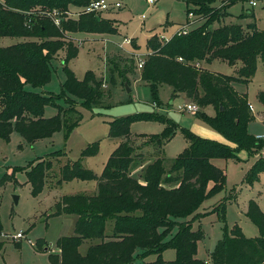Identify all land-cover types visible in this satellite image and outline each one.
Instances as JSON below:
<instances>
[{
  "label": "trees",
  "instance_id": "1",
  "mask_svg": "<svg viewBox=\"0 0 264 264\" xmlns=\"http://www.w3.org/2000/svg\"><path fill=\"white\" fill-rule=\"evenodd\" d=\"M91 1L0 0V37L33 39L0 47V139L8 141L13 132L29 144L50 138L59 131L67 137L78 125L81 115L75 108L64 109L59 100L69 104L76 103L74 99H77L81 107L90 111L103 103L93 75L89 73L80 81L67 67L79 52L68 34L114 35L118 32L115 21L98 19L93 13L81 12L76 18L69 16V7L82 9ZM181 1L186 5V15L193 13L196 20H204L203 24L163 42L156 34L152 35L145 44L148 54L139 73L140 80L149 84L154 99L158 85L169 86L172 97L183 95L199 108L196 112L199 118L230 145L201 138L158 115L135 114L110 121L109 137L121 143L100 175L84 169L80 160L66 163L60 170L57 184L95 181L97 191L93 196H63L56 202L53 216L73 215L76 219L74 234L56 241L58 253L49 255L52 264H130L135 255L144 259L151 254L157 256L156 260L143 264H264V213L255 200L248 201L245 215L256 226L258 236L247 238L238 227L229 230L224 225L208 261L196 258L197 243L204 237L201 230L193 231L191 220L177 221L194 219V213L206 199L224 190L225 172L215 167L212 160H239L237 155L241 151L252 157L264 148V142L247 131L253 116L246 95L232 87V83H246L255 75L258 59L264 68V32L256 30L254 24L247 31L237 24L210 28L221 20L223 9L235 0L219 8L211 7V0ZM54 12L61 15L57 26L51 15ZM131 44L134 45L132 40ZM61 50H65L62 68L65 81L61 93L41 95L26 90V85L39 88L50 82V62ZM178 58L183 62H178ZM214 59L240 63L236 77L200 67L202 62ZM110 79L112 82L113 76ZM154 99L152 103L158 105ZM257 100L264 107V91L257 94ZM46 106L56 108L57 114L44 118ZM208 106L214 109L213 117L200 113ZM71 113H75L74 120L68 117ZM140 120H153L164 126L161 134L147 137L146 142L158 147L160 153L177 130L184 136L187 147L168 170L163 166L164 159L159 157L144 166L139 176L131 174V167L136 163L142 165L143 160V155L129 144L130 125ZM97 153L95 142L82 151L80 158ZM59 155L56 152L53 157ZM51 167L49 160L38 159L25 171L33 196L42 191ZM262 172L264 157L260 156L246 172L244 182L252 185ZM216 210L224 219L225 203H220ZM107 222L112 223L109 235H105ZM174 228L177 231L166 240ZM87 240L96 242L81 255L79 248ZM165 250H174L175 258L164 261L161 253Z\"/></svg>",
  "mask_w": 264,
  "mask_h": 264
},
{
  "label": "rangeland",
  "instance_id": "2",
  "mask_svg": "<svg viewBox=\"0 0 264 264\" xmlns=\"http://www.w3.org/2000/svg\"><path fill=\"white\" fill-rule=\"evenodd\" d=\"M109 3L119 2L121 8L109 9L104 12L93 13L96 18L115 21L117 34H68L70 41L78 47V55L71 59L67 67L75 77L82 81L87 74L93 75L94 84L103 95V103L86 110L76 103L58 104L64 109L75 108L81 115L78 125L65 137L63 131L54 133L50 138L36 140L29 144L13 132L8 141L0 139V233L14 235L22 232L24 237L17 242L11 239H0V264H52L50 254H57L56 241L65 236L74 234L75 216H53L54 206L63 196L96 194L95 181L72 180L57 184L60 179V170L66 163L80 160L81 166L100 175L103 167L112 152L121 143V140L109 137L108 123L116 118L135 114H153L171 119L180 128L190 131L204 139L218 136L219 143L230 145L219 133L214 131L199 114H191L182 108L188 101L183 95L172 97V89L167 85L157 86V95L154 99L150 94L149 84L140 80V70L137 69V60L144 61L147 57L146 41L154 34L160 38L170 39L181 25L187 22L186 5L181 0H156L148 5L145 0H107ZM230 0H211V7L219 8L228 5ZM82 9L69 7V16L76 18ZM60 13V12H59ZM56 12L52 15L61 20ZM221 20L214 22L211 29L223 25L237 24L243 30L255 25L256 30L264 32V0H258L255 7L248 5L247 0H235L221 12ZM204 20H196L187 26V31L199 27ZM167 24V25H165ZM132 40L133 44H124V39ZM159 38V39H160ZM33 39H19L0 37V47H7ZM162 42L163 39H160ZM65 50H61L50 62L51 79L42 87L33 88L26 85L25 89L41 95H58L62 91L65 81L63 59ZM200 66L211 72L236 77L240 63L229 64L226 61L214 59L209 63L202 62ZM110 76H113L111 82ZM92 85V83L90 82ZM125 85L130 92H126ZM234 91L246 95L247 102L253 116L248 124L247 131L253 135H264V107L258 102L257 94L264 91V68L261 60H257L255 75L246 83H232ZM153 99L158 105L153 106ZM70 109V108H69ZM207 117H213L214 109L208 106L200 111ZM57 114L52 106L44 108V118ZM74 120L75 113L68 114ZM162 123L153 120L134 121L130 125L129 144L142 154L141 163L131 167V174L137 177L147 164L161 157L163 166L169 169L174 159L187 147L182 133L177 130L163 145L162 151L152 143H146L147 137L159 135L163 132ZM98 143V153L93 157L80 158L82 151L92 143ZM264 142V141H263ZM59 152L58 157L53 154ZM246 155V156H245ZM239 160L215 159L212 164L224 170L226 185L222 192L206 199L194 213V219L179 218L178 222L191 220L192 230L198 228L203 239L197 243L196 258L208 261L209 255L216 242L221 238L223 226L230 230L239 228L247 238L258 236L256 226L245 215L249 200H255L264 213V172L257 180L249 185L244 182V176L249 170L251 158L241 151ZM263 157V156H262ZM249 158V159H248ZM38 159L51 162V170L47 173L42 191L37 195L31 194V187L27 182L25 171ZM248 159L246 162H244ZM249 164H245V163ZM140 165V166H139ZM16 198V202H15ZM224 202L225 215L216 207ZM177 231L176 228L166 238L168 240ZM112 232V223L107 222L105 235ZM96 241L87 240L82 243L79 253L84 255L90 244ZM156 255L151 254L144 259L136 258L130 264H143L155 261ZM164 261L175 258L174 250H165L161 253Z\"/></svg>",
  "mask_w": 264,
  "mask_h": 264
},
{
  "label": "built area",
  "instance_id": "3",
  "mask_svg": "<svg viewBox=\"0 0 264 264\" xmlns=\"http://www.w3.org/2000/svg\"><path fill=\"white\" fill-rule=\"evenodd\" d=\"M146 3L148 5H153L156 0H145ZM258 0H247L248 5L251 7H255L256 6V2ZM121 8V4L119 2H115V3H109L107 0H92L90 2V4L85 7L82 8V10L80 11V13H96V12H104L106 10L109 9H119ZM51 15H56V12L52 13ZM74 16V15H72ZM76 16V15H75ZM53 22L54 24L57 26L59 25V20H57L56 18H54L52 16ZM196 21V16L193 15V13H189L187 15V22L185 24H183L178 30L177 32L174 33L175 34H180V35H185L188 31H187V26L193 24ZM160 38V37H159ZM163 39L164 41H167L168 39H164V38H160ZM124 44H131V40L125 38L123 41ZM178 62H183L182 58H178L177 59ZM144 61H141L140 59L137 60V69L141 70L143 67ZM196 68H199V64H195L194 65ZM153 106H155V103H152ZM183 111L189 112L191 114H195L196 112H198L199 108L193 104V103H189L186 104L185 106H183L182 108ZM255 139L258 141H264V135H256ZM24 237V234L22 232H17L14 235H7L4 233H0V239H11L14 242H17L19 239H22Z\"/></svg>",
  "mask_w": 264,
  "mask_h": 264
},
{
  "label": "crops",
  "instance_id": "4",
  "mask_svg": "<svg viewBox=\"0 0 264 264\" xmlns=\"http://www.w3.org/2000/svg\"><path fill=\"white\" fill-rule=\"evenodd\" d=\"M72 35H75V34H72ZM201 67V66H200ZM191 103V102H190ZM211 139H214V140H217L218 139V136H213V137H210ZM246 156V155H245ZM260 156H263L264 157V148L260 151V153L259 154H257V155H255V156H252V157H249V158H251V164L249 165V167L250 166H252L253 165V163L255 162V160H257V158L258 157H260ZM248 158V159H249ZM248 159H246L244 162H246ZM245 164H249L248 162L247 163H245ZM57 250V249H56ZM57 253H58V250H57Z\"/></svg>",
  "mask_w": 264,
  "mask_h": 264
},
{
  "label": "water",
  "instance_id": "5",
  "mask_svg": "<svg viewBox=\"0 0 264 264\" xmlns=\"http://www.w3.org/2000/svg\"><path fill=\"white\" fill-rule=\"evenodd\" d=\"M126 88V92H130L129 88L125 85ZM220 110H222V108H220ZM15 202H16V198H15Z\"/></svg>",
  "mask_w": 264,
  "mask_h": 264
}]
</instances>
